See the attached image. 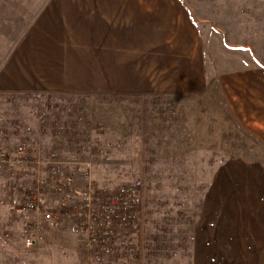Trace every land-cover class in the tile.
I'll return each instance as SVG.
<instances>
[{"label":"rangeland","instance_id":"rangeland-1","mask_svg":"<svg viewBox=\"0 0 264 264\" xmlns=\"http://www.w3.org/2000/svg\"><path fill=\"white\" fill-rule=\"evenodd\" d=\"M182 1L187 19L150 37L158 50L102 61V90L0 91V151L23 136L31 143L37 120L43 134L31 144L42 159L52 150L66 161L78 188L87 168L96 187L138 180L141 197L138 225L107 254L46 186L40 210L13 209L9 197L33 181L14 164L0 168V264H264V129L222 90L223 77L264 62V0ZM111 71L129 88H112Z\"/></svg>","mask_w":264,"mask_h":264},{"label":"crops","instance_id":"crops-1","mask_svg":"<svg viewBox=\"0 0 264 264\" xmlns=\"http://www.w3.org/2000/svg\"><path fill=\"white\" fill-rule=\"evenodd\" d=\"M184 4L182 0H0V91L102 90L108 82L102 80L107 75L102 61L107 62L110 53L114 60L118 52L158 50L149 47L150 37L164 36L165 21L187 19L190 11ZM253 63L256 66L246 67L227 82L223 77L222 90L229 103L236 97V111H256L253 123L264 129V62L253 59ZM110 79L112 88H129V81L118 73L111 71ZM31 125L35 129L31 143L36 145L43 133L37 120ZM59 161L66 168V161Z\"/></svg>","mask_w":264,"mask_h":264},{"label":"built area","instance_id":"built-area-1","mask_svg":"<svg viewBox=\"0 0 264 264\" xmlns=\"http://www.w3.org/2000/svg\"><path fill=\"white\" fill-rule=\"evenodd\" d=\"M41 118V116H40ZM30 130L29 127L26 128ZM106 144L100 153L110 149ZM14 164L26 178H31L33 184L10 196V206L18 212L31 213L40 210V190H52L59 196L61 211L68 213L76 222L78 232L84 234L89 243L95 244L104 253H111L114 247H121L125 239L115 237L138 225L140 197V182L106 189L94 186L90 172L86 168L87 187L78 188L73 172H66L55 151H48L42 159L39 151L28 140L23 138L13 146L12 150L0 151V168ZM43 218L57 219L52 211H44ZM26 247L34 245L32 235L23 237ZM127 249L133 250L130 245Z\"/></svg>","mask_w":264,"mask_h":264}]
</instances>
